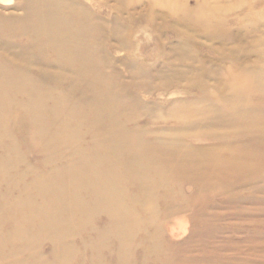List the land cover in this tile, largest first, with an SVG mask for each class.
Listing matches in <instances>:
<instances>
[{
  "label": "rangeland",
  "instance_id": "374dc122",
  "mask_svg": "<svg viewBox=\"0 0 264 264\" xmlns=\"http://www.w3.org/2000/svg\"><path fill=\"white\" fill-rule=\"evenodd\" d=\"M67 1L71 3L70 8L78 19L90 24L93 30V35L87 43H91L89 48L94 54L93 58L103 59L102 76L107 87L102 85V89H108L106 98L109 105L106 107L108 110L104 106L100 110L99 105L92 107L85 103L89 96L87 91L82 89L86 76L83 68L81 69V61L75 60L69 64L56 61L54 52L52 54L39 51V45L47 44L45 40L40 39L43 44H33L28 40L27 32L23 30L15 37H12L10 32L9 36L5 34L6 41L26 50V58L21 60L7 52L1 54L0 63L7 61L5 65L14 69L13 63L25 72L22 76L11 70L6 76L13 75L12 78L23 80L35 93L42 90L49 93L48 97H45L44 109L48 110L45 117L33 116L36 121L40 119L39 122H42L43 132L50 133L47 141L33 137V132L28 128L31 106L37 100L27 94V89L22 91L24 95L20 98L23 108L16 107L7 113L0 112V162L3 160L7 173L18 171L11 176L12 179L23 178L33 186L24 194L21 191L28 189L24 184L22 189L17 186L0 189V192L5 191L10 195L20 197L22 194L20 206L28 214L23 225L13 218L4 217L5 215L0 217L3 232L5 228L12 231L18 228L28 241V245H23L21 256L18 258L21 263L17 264H116L113 255L119 251L123 253L125 260L127 259L126 264H165L156 254L147 255V240H151V237L159 242L162 239L164 246L161 249L166 252L167 260H172L173 257L176 260L183 258L186 262L181 264H192L188 258L192 259L196 254L198 259H205V256L214 259L212 253H217L216 256L220 259L237 260V264H264V158L257 160L255 164L249 162L247 157L229 158L225 149L229 143L241 144L240 140L247 142L250 138L227 140L224 138L225 129L212 127L207 125L208 123L197 124L195 116L193 117L194 112L208 111L214 108L213 103L220 102L223 88L217 87L215 78L220 76L221 80L226 81L228 75H233L232 70L236 66L230 62L232 56L221 63L220 49L242 47L243 50L234 56L237 65H254L259 69L264 67V0H120V4L119 0ZM23 6L24 0L0 3V23L4 24L7 18L15 17L20 22L25 14ZM210 7L212 11L209 10ZM201 9L207 11L213 21L219 22L215 33L213 29L208 30L209 32L204 28L197 30L191 21L189 22L192 28L189 29L178 24L185 13L199 16ZM2 27L4 32L10 30L6 23ZM225 31L227 34L230 31L232 37H227ZM0 32L1 37L4 32ZM213 33L215 35L209 39L208 34L212 36ZM222 36L226 38L219 39ZM188 45L191 46L187 47ZM261 48L262 52H259ZM50 64L52 65L49 66ZM201 66L208 74H197L198 76L193 77L196 73H192V70ZM216 66L219 68L214 69ZM242 69L240 67V71H243ZM89 76L91 78L94 74ZM204 82L206 86L202 88L200 84ZM101 92L98 88L97 93ZM100 96L96 94L94 97L99 100ZM119 97H123L126 103L119 105V113L112 116L110 105H115L114 99ZM244 100L250 105L253 102L251 106H263L257 91L248 92ZM17 101L18 98L11 94L0 97L1 103ZM122 108L125 112L119 115ZM178 111L181 114L191 111L193 118L181 120ZM64 117L71 120L61 123L65 120ZM50 118L52 119L49 120ZM112 118L122 124L129 139L137 137L148 145H174L196 158L201 154H212V160L221 173L215 175V172L213 177L207 176L209 168L200 166L195 170L192 160H185L183 163L179 162L180 167H186L188 172L196 171L194 174L197 175L199 173L200 181L204 185L195 184L190 176L177 175V169L174 168L169 172L170 178H165L171 181L170 185L164 186L165 184L160 182L163 167L159 162L155 168L143 174L149 179V184L128 181L121 191L122 199L127 201L124 204H133L126 206L135 215L131 223L125 221L118 225V219H113L104 210H99L87 218L80 217L79 219L85 218L86 221L82 225L74 220V225L67 227L70 211L78 212L79 206L69 202L70 197L74 199L75 192H66L57 183L60 180L57 171L62 167L65 172L76 174L80 171L78 162L81 161V153L90 157L102 155L104 148H107V141L111 138L114 141L116 134L108 127V119ZM58 143L59 154L49 158L48 151ZM13 144L18 147L16 150ZM40 145L42 148H39ZM154 156L159 158L160 154ZM128 159L129 156L121 154L120 164H124ZM234 160H238L240 166H235ZM113 161L110 157L106 158L103 165L108 168ZM233 166L238 170L230 176L227 170ZM29 170L33 174L36 171V176H42L40 178L52 183L51 186L38 192L31 182ZM112 172H115L116 176L125 173L118 167ZM251 174H257L254 183H246ZM191 175L196 176L192 173ZM232 177L235 179L228 181ZM202 178L206 182L202 181ZM240 179L241 182L238 183ZM82 192L80 201L85 205L91 203L95 209L107 206L98 205L99 200H92L88 190ZM130 198L134 202L127 200ZM17 203L10 200L5 207L12 211ZM146 207H150V213L157 221L162 220L166 209L181 208L168 218L169 221L172 219L169 229L176 232L174 237L168 232L150 235L152 230H149L147 224H143L148 216V211L144 213ZM52 213L57 222H53L52 226L47 227V231L40 233L44 227V218L53 220L50 217ZM179 219L185 223L184 230L175 224L177 221L179 223ZM60 222L66 223L62 225ZM195 223L198 225L191 232ZM55 227L58 228L57 232ZM175 227L179 231L175 230ZM224 228L228 230H223ZM165 243L173 246L168 249ZM17 257L14 253V258L8 259V264H15ZM155 258L158 259L157 262H154ZM0 264H4V259L0 258Z\"/></svg>",
  "mask_w": 264,
  "mask_h": 264
},
{
  "label": "bare ground",
  "instance_id": "6f19581e",
  "mask_svg": "<svg viewBox=\"0 0 264 264\" xmlns=\"http://www.w3.org/2000/svg\"><path fill=\"white\" fill-rule=\"evenodd\" d=\"M73 1H70V2H73ZM162 1L165 2V0H162ZM7 2H10V0H0V3L2 4H5ZM118 2L119 4L121 3L120 0ZM70 4L71 3H69L67 0H24L23 10L25 11V14L20 19L21 20L20 22L17 20L16 17L9 18V19L7 18L5 23L8 24V27H10V30L8 32L7 31L4 32V28L2 27V25H4L5 23L4 22H3L4 24L0 23L1 24L0 31L2 30L4 32V34L0 37V60H2L1 54H3L4 52H7L10 55H14V57L19 58L20 60L22 58H26V56L24 55L26 50L23 47H22L23 50H21L20 49L21 47L17 46L16 44H10L9 41H6L5 36L6 35L9 36V32L12 37H15L17 33L23 30L27 32V35H29L28 40H30V42L33 44H43L40 42L41 41L40 39L45 40L47 44L43 46L39 45V51L52 52V54L54 52V58L56 61H63L64 62L63 64H69L71 62L74 63L75 60L81 61L80 63L81 69L83 68L85 72L84 75L86 76V80L83 83L82 89L86 90L87 96H89L85 103L88 105H91L92 107H95V105H99V107L101 106L100 110H102L104 107L106 108L107 105H109L108 99L106 98V94H107L106 91H108V89L106 88L105 91H103L102 89L103 88L102 85H104V87H107L103 81V76H102V72H103L102 68L104 65L102 61L103 59L101 60L98 58V60H96L95 58H93L94 54L93 52H91V49L89 48V45H91V43L89 45L87 43V40L90 39L91 36L93 35L92 34L93 30L89 26L90 24L88 25L86 24V22L84 23V20L80 21L78 19V16L76 15V13L73 12V10L70 8ZM176 5L174 7H176ZM75 8L76 7H74V9ZM209 10L212 11L211 7ZM198 13L200 14L199 16L197 15L193 16L192 13L190 14L185 13V15H182V17L179 19L178 24L181 25V27L183 28L189 29V28H192L189 22L191 21L197 30L200 28H204L207 31L210 29H213L215 33V28L219 25V22L213 21L211 18V15L207 14V11H204L203 9H201V11ZM116 24H117V21H116ZM214 33L212 36L208 34L209 39L213 38V36L215 35ZM229 33L231 34L230 31L228 32V34L226 32V35L227 37L230 38L232 36ZM236 35H237V31H236ZM238 35L240 36V31L238 32ZM225 38H223L222 36L219 39L224 40ZM222 45L226 46V44H222ZM190 46L191 45H188L187 47H190ZM222 49H220L221 51L220 52L221 54L220 62L223 63L225 60H229V56H232V58L230 59V62L232 61V64L236 66L234 67L235 68L234 70L231 69L233 71L232 72L233 75H228L226 78L227 79L226 81L221 80L220 76L215 78L217 87L223 88V93H222L220 102L213 103L215 105V106L213 105L214 108L209 109L208 111L198 110L197 111L198 114L194 112L195 115H193V117L195 116L194 118L197 124L208 123L207 125H212V127L221 128L223 130L225 129L224 134L226 135V137L224 138H226L227 140L234 141L238 137H239L238 139L246 138V137L250 138V140L247 142L240 140L242 142L241 144L237 143L236 145H233L235 143L231 142L229 143V146L226 147L225 149L227 150L229 158L247 157L249 162L251 161L255 164L257 163L256 162L257 160L264 158V132H263L264 131L263 130L264 129L263 128L264 126V67L262 66L259 69V68H255L254 65L245 66L244 64L240 65L241 63L239 64L240 66L237 65V61L234 56L235 54L237 55L243 50L242 47L240 48L231 47L230 49H227V50H222ZM259 52H262V48L259 50ZM107 56L109 57V55ZM192 60L195 61V59H192ZM6 62L7 61L3 63L1 61L0 63V74L2 73V75H0V97L6 96V95L9 96V94H11L15 96V98H18V101L12 102V103H1L0 102V110H1L0 112L3 111L4 113H7L13 108L16 109V107L23 108L20 98H21V95H24L23 94L24 92L22 91L27 89L29 91L27 94H31L37 100V102L33 103L31 106V112H30L31 121H28V128L30 129L31 132H33L32 133L33 137L35 136L40 141H42L41 138L47 141V136L50 133L43 132L42 130L43 124H41L42 122H39L40 119L36 121L33 116L45 117L46 115L45 112L48 111L47 109H44V106H45L44 104H46L45 97H48L47 95H49V93L44 92L43 90L41 92L35 93L32 89L28 88L27 84L23 82V80L14 79L12 78L13 75H8L11 77V79L10 77H7L6 75L11 70L16 71L19 75H22V76H24L25 72L24 70H20V68H18L19 66L13 63H12V67L14 69L9 68L8 66L5 65ZM46 64H49V63H46ZM88 64H89V67H88ZM51 65L52 64H50L49 66ZM240 67L243 68L242 69L243 71H240ZM218 68L219 66L214 67V69H218ZM84 72H79V73H84ZM214 72H218V71L214 70ZM92 73L94 74V76L90 78L89 74H92ZM192 73H196V74H193V77L198 76L197 74H208L207 70H205L204 67L202 66L197 68L196 70H192ZM200 85L203 88L206 86V83L204 82ZM98 88L99 90H102L101 94L97 93ZM198 88H200L199 85H198ZM202 90L206 91L205 88ZM250 91L258 92L260 99H262V103H263L262 107L259 108L256 105L251 106L252 104H254L253 102H251L252 103L251 105L245 103V100H244L245 95ZM91 92H92V95L94 96H96V94L98 96L101 95L100 96L101 98H99L98 100V98L90 95ZM115 99H114L115 105L113 106L110 105L111 110H112V116L113 114L117 115L119 113V110H118L119 105L123 106L126 103L123 97L122 98L119 97L116 100ZM192 107L190 108V110L192 109ZM106 110H108V108H106ZM181 111L182 110H180V112ZM124 112L125 111L122 108V112L120 111L119 115L124 114ZM180 112L178 111V114ZM190 112L185 113V114L180 113L179 119L183 120L186 118H193L191 117L192 113L190 114ZM223 112L225 114H223ZM67 118L68 117H64L63 119L65 120H62L61 123H64L65 121L68 122L71 120ZM51 119L52 118H50L49 120ZM54 124L57 125L58 123H54ZM190 125H193V124H190ZM108 127H110V129H112V131H114L116 134L114 136V141L112 140V138L107 141V148H104L102 155L99 154L97 156L90 157L88 156V154L81 153L80 154L81 161L78 162V167L80 168L79 169L80 171L77 172L76 174H72V173L69 174L67 171L65 172V170L62 167H60L57 171L60 174L59 175L60 180L58 179L59 182L57 183L60 186H62L66 192H69V191L75 192L74 199L70 197L69 202H72L73 204L77 203V206H79L78 212L70 211V216L68 219V221L69 220L70 221L68 222L67 227L74 225V220H77L78 223L82 225L86 221H85V218L79 219L80 217L84 216L87 218L90 215H92L93 212L99 211V210H104L106 213H108L109 217L113 219H118L119 220V222H117L118 225L119 223L122 225L125 221L127 223L128 222L131 223L132 222L131 220L134 218L135 215L134 213L130 212V210L126 206H132L133 204L131 205L124 204L127 201L125 200L124 202V199H122L121 191L124 188V186H126L125 183H127L128 181H136L138 184L143 183L144 185L145 184L147 185V183L149 184V179L145 178L143 174L147 173V170L155 168L159 162H160V166L163 167V176H162V181L160 182L162 184H165L164 186L170 185L169 183L171 181H168L165 178H170L169 172H171L174 168L177 169V175L190 176V178L194 181L195 184L197 185L201 184L202 186L204 185L203 182L200 181L199 173L197 175V174H194L196 171L190 170L188 172L187 170H185L186 167L184 168L180 167L179 162L183 163L185 160L187 161L192 160V165L195 170H198L200 166L201 167L205 166L206 169L209 168L207 170L209 171V174H206L207 176L213 177L214 176L213 174L215 172H217L215 175L221 173L219 167L215 165L214 163L215 161L212 160V157H211L212 154H210V156L207 154L203 156V154H201L199 158H196L193 154L185 153L184 151L181 150L180 147H175L174 145H170V146H168V144L167 145H155L154 143L151 145H148L147 143L143 142L137 137H134V139H129L128 138L129 135H127L126 133L127 131L123 129L122 124L119 122L118 123L115 122L113 118L108 119ZM234 136H236V138ZM59 145L60 144L58 143L56 147L48 151L49 158L51 156L53 157V155L59 154L57 153L58 152L57 149L59 148ZM13 148L16 150L18 147L15 144H13ZM39 148H42L41 145L39 146ZM190 152L193 153V151H190ZM121 154H125L130 157V159H128L122 165L120 164L121 162L119 160V157ZM154 154L156 155L160 154L159 158H156ZM82 156L85 157V159H83ZM109 157L112 158L114 161L107 168V166L105 167V165H103L104 164L103 162L105 161L106 158H109ZM237 161L238 160H234L233 164H235V166H240V164L237 163ZM116 167H118L119 169H122L125 173L122 175L118 174L116 176L115 172H112ZM4 168L5 166H3V160H2L0 162V173L2 174V178L0 179V189H2V187L10 188L14 186H17V188L21 187L22 189L23 184H24L28 188V189H23L21 191V193L24 194V192L27 193L29 191L30 187H33L30 184H28L26 181H24L23 178H20L22 183L20 182V180L12 179V177L16 173H18L17 170H13L7 173L4 170ZM237 170L238 169H236V167L233 166L232 169H229L227 171L230 173L229 174L230 176H233L232 173H236ZM28 173L30 174V176H32L31 182H33L34 187L38 192L43 191L44 189L47 190L48 189L47 187L51 186L52 183H47L46 180L40 178L42 176L40 177L36 176L37 175L36 171H34V174H33L29 170ZM191 173L196 176L192 177ZM20 174L22 173L20 172ZM256 176L257 174L249 175L247 177L246 183H252V182L254 183V178ZM233 179H235V177L229 178L228 181H231ZM202 181H205L204 178H202ZM240 182H241V179L238 180V183ZM151 184L152 183L150 182V185ZM87 190L90 193L87 192ZM82 191L87 192L92 200H99L100 202L98 203V205H107V206L102 207L100 209H95V207H93L91 203L88 206L85 205L82 201H80L81 199L80 194L83 193ZM22 196L23 195L20 194V197ZM20 197L16 195L6 194L5 191H1L0 192V217L1 216L3 217V215H5L4 217L13 218V220L17 222H22V225H23L25 220L28 218V214L24 212L22 210L23 207L20 206L21 205ZM146 197L147 195L145 196V198ZM148 198L152 199V197H148ZM10 200L14 202H18L16 208L12 209V211L11 209H6L5 207L6 204H8ZM127 200H130L131 203L134 202L132 198L127 199ZM180 209L181 208H174V207L166 209L165 212L163 213V217L161 218L162 220L157 221L156 219L153 218V214L150 213L151 211L150 207H146L144 213H147L148 211V216L146 218L147 220H144L143 224H147V227H149V230L150 229L152 230L150 231L151 236H156L157 234H160L162 232L163 233L168 232V234L171 237H174L176 232H174L172 229H169V224L172 222V219H170L169 221L168 218L172 216L174 212L179 211ZM50 217L53 220L48 219L46 217L44 218L45 219V221H43L44 227L42 228L40 233L47 231L48 230L47 227L53 224V222L54 223L57 222L55 221L54 213H52ZM177 222H175V224L179 225L181 230H184L185 223L180 222V219H179V223ZM60 223L64 225L66 222H60ZM197 225L198 223L194 224L193 228L191 229V232L195 230V227ZM174 229L176 230L177 228L175 227ZM218 229L221 230L222 228H218ZM54 230L57 232L58 228L55 227ZM223 230H228V229L224 228ZM3 231L4 230H2V227L0 226V235H1L0 258L4 259V264H8V259L14 258V253L18 256L17 259L19 258V256H21L20 252L23 248V245H28V241L24 236H22L23 233L18 228H16L14 231L8 230V228H5V232ZM125 232L128 233V230H126ZM191 232H190V235H191ZM161 236H163V234ZM150 239L151 240H147L149 242V245L147 246V253H148L147 255L156 254L163 261H165V264H181L183 262H186L184 261L183 258H179L178 260H176L175 257H173L172 260H169V259L167 260L166 252L165 253L162 252L163 250L161 249L164 246L163 245L164 242H161L162 239L160 242L159 240H152V239H155L154 237H151ZM165 245L167 246L168 249L171 246H173V244H170V243L168 244L165 243ZM121 247H122V244H121ZM212 255L214 259H212V257L210 256L203 257L205 259H198L199 257L196 254L193 256L192 259L189 257L188 260H191L192 264H198V263L199 264H202V263H205V264H234V262L235 264H237L236 263L237 260L236 261L227 260V258L220 259L218 256H216L217 253H212ZM113 258L115 259L114 263L116 264L119 262H121L122 264H126L127 259L125 260L124 255L121 251L113 255ZM157 261L158 259L155 258L154 262H157ZM17 263H21L20 259H18V261L17 260L15 261V264Z\"/></svg>",
  "mask_w": 264,
  "mask_h": 264
}]
</instances>
